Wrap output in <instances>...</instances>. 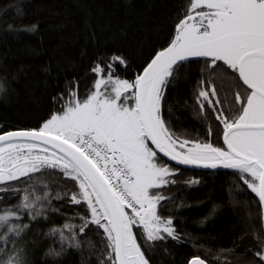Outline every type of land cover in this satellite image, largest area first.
I'll return each mask as SVG.
<instances>
[{
    "label": "snow or ice",
    "instance_id": "snow-or-ice-1",
    "mask_svg": "<svg viewBox=\"0 0 264 264\" xmlns=\"http://www.w3.org/2000/svg\"><path fill=\"white\" fill-rule=\"evenodd\" d=\"M192 63L200 65L193 99L211 115L206 138L185 139L173 132L165 105ZM116 66L132 68L122 54L98 57L87 92L53 97L60 107L38 127L0 126V264H29L16 241L33 223L60 214L53 204L62 200L79 210L48 227L54 246L47 255L88 246L96 264H150L147 249L182 242L173 216L162 215L180 165L234 170L258 198L264 220V0H187L170 37L144 56L131 79L116 75ZM53 174L72 190L58 187L53 195ZM257 245L253 264H264V235ZM187 264L207 260L197 255Z\"/></svg>",
    "mask_w": 264,
    "mask_h": 264
},
{
    "label": "trees",
    "instance_id": "trees-1",
    "mask_svg": "<svg viewBox=\"0 0 264 264\" xmlns=\"http://www.w3.org/2000/svg\"><path fill=\"white\" fill-rule=\"evenodd\" d=\"M186 3L187 0H0V126L5 131L38 127L60 107L59 101L53 104V97L63 94L68 99L67 92L73 88L83 96L95 79L91 68L98 57L122 54L132 68L116 66L115 74L131 79L144 56L170 37ZM8 25L14 29L37 27L9 33ZM187 67L175 87L168 90L165 106L172 111L167 118L173 132L182 138H206L211 114L206 108L202 111L193 99L200 65L192 63ZM212 142H217L215 133ZM171 164L176 166L175 162ZM179 167L180 174L172 177L178 184L170 188L174 199L165 205L162 215L173 216L182 242L169 239L156 245L155 251L147 249L150 264H187L197 255L208 264H213V258L217 264L225 260L228 264H253L257 236L264 235L255 194L242 185L234 170ZM194 178L199 182L189 187L187 181ZM51 180L53 195L58 187L72 190L70 183L54 174ZM53 206L60 209V214L50 213L47 223H33L16 241L27 249L29 264H96L95 250L88 246L83 251H66L59 258L47 255L54 246L53 240L45 236L48 227L63 223L64 214L72 216L79 210L63 200ZM70 222L79 224L78 220ZM86 239L96 243L92 236Z\"/></svg>",
    "mask_w": 264,
    "mask_h": 264
},
{
    "label": "water",
    "instance_id": "water-1",
    "mask_svg": "<svg viewBox=\"0 0 264 264\" xmlns=\"http://www.w3.org/2000/svg\"><path fill=\"white\" fill-rule=\"evenodd\" d=\"M201 168H203V167H201ZM209 169H211V168H209ZM263 225H264V220H263ZM208 264V263H207Z\"/></svg>",
    "mask_w": 264,
    "mask_h": 264
},
{
    "label": "rangeland",
    "instance_id": "rangeland-1",
    "mask_svg": "<svg viewBox=\"0 0 264 264\" xmlns=\"http://www.w3.org/2000/svg\"><path fill=\"white\" fill-rule=\"evenodd\" d=\"M1 85V84H0Z\"/></svg>",
    "mask_w": 264,
    "mask_h": 264
}]
</instances>
